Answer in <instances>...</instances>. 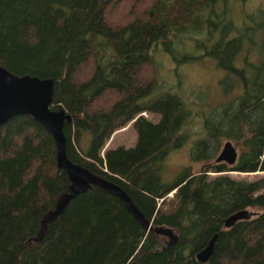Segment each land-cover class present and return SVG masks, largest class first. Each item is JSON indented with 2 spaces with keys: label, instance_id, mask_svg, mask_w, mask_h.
<instances>
[{
  "label": "trees",
  "instance_id": "1",
  "mask_svg": "<svg viewBox=\"0 0 264 264\" xmlns=\"http://www.w3.org/2000/svg\"><path fill=\"white\" fill-rule=\"evenodd\" d=\"M230 1L0 0V65L17 77L53 79L51 107L67 114V163L89 175L79 189L29 112L1 124L0 264H264V176L227 172L264 170V7L248 10L239 0L236 25ZM188 27L206 37L178 49L177 30ZM158 43L179 64L213 57L224 92L239 86L204 116L190 148L206 164L187 165L171 180L162 179L164 160L185 142L191 108L177 91L156 92ZM131 119L135 143L103 151ZM223 140L239 147L232 164L214 159ZM101 180L119 185L148 226ZM243 208L252 215L223 226ZM158 224L175 230L173 244L149 227ZM215 232L212 255L198 260Z\"/></svg>",
  "mask_w": 264,
  "mask_h": 264
},
{
  "label": "rangeland",
  "instance_id": "2",
  "mask_svg": "<svg viewBox=\"0 0 264 264\" xmlns=\"http://www.w3.org/2000/svg\"><path fill=\"white\" fill-rule=\"evenodd\" d=\"M231 7L229 9L231 19L236 25L242 23L241 18V2L239 0L230 1ZM248 10H254L257 7H264V0H246L242 4ZM220 10V8H216ZM218 36V33L215 34ZM193 37L205 38L203 30H194L191 27L177 30V38L174 39L173 44L178 48H188L192 43ZM198 54L203 52L200 47ZM152 55L157 65L158 70V86L156 92L160 90L177 91L184 95L191 108L188 116L189 122L185 123L183 131L186 132L187 137L185 142L177 148L171 150L164 160V168L162 170V179L171 180L183 167L191 165L193 171L201 170L206 164L205 160L194 161L190 156V148L194 141L203 135V120L214 105L228 100L238 90L239 86L231 93H225L220 78L224 72L216 64V60L209 56L203 55L200 60L192 62L176 63L174 59L164 50L160 43L154 45ZM241 57V55H239ZM234 93V94H233ZM148 119L157 121L160 117L159 113L144 110L140 112ZM133 119L128 121L124 126L116 129L106 141L102 150L108 147H115L117 145L130 146L133 145L137 138V132L133 126ZM89 133L84 135V142L88 140ZM225 140L222 141V144ZM233 142V141H232ZM237 151L239 147L234 142ZM220 146L218 152L220 151ZM101 150V151H102ZM217 152V154H218ZM216 154V155H217ZM215 155V157H216ZM214 157V159H215ZM232 177L253 179L264 176V170H257L254 172H239L235 170L227 171ZM217 172L210 171L209 174L214 175ZM173 192H170L167 197H172ZM167 240V239H166Z\"/></svg>",
  "mask_w": 264,
  "mask_h": 264
},
{
  "label": "water",
  "instance_id": "3",
  "mask_svg": "<svg viewBox=\"0 0 264 264\" xmlns=\"http://www.w3.org/2000/svg\"><path fill=\"white\" fill-rule=\"evenodd\" d=\"M104 1L108 2L109 0ZM52 86L53 79L38 76L17 77L0 65V125L15 115L25 111L29 112L51 134L56 144L58 161L63 165H67L73 182L79 189H82L86 185V179L89 175L81 168L67 163L65 155L66 137L63 131L64 119L67 114L63 108L51 107ZM237 157L238 151L236 146L231 140H225L215 160L232 164L236 161ZM101 183L125 201L130 211L142 220L143 226H148V221L143 219L141 213L133 206L126 192L119 185L107 180H101ZM174 191L175 189L172 190V192ZM61 210L62 204H59L48 213L43 219L42 230H44L47 220L54 217ZM252 213L247 208L236 210L224 217L223 226L230 227L237 220L250 217ZM149 227L154 228L155 232L167 236L166 245L173 244L177 239V234L171 226L158 224L155 226L149 225ZM217 235L218 233L215 232L207 244L196 252L195 257L198 260L205 262L210 258Z\"/></svg>",
  "mask_w": 264,
  "mask_h": 264
}]
</instances>
